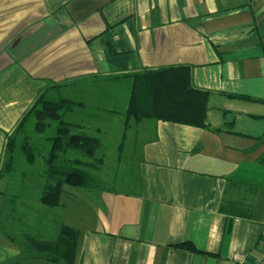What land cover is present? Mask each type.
<instances>
[{"label":"crops","instance_id":"obj_1","mask_svg":"<svg viewBox=\"0 0 264 264\" xmlns=\"http://www.w3.org/2000/svg\"><path fill=\"white\" fill-rule=\"evenodd\" d=\"M179 65L210 93L206 127L155 119L125 127L120 114L108 169L116 114L95 111L103 126L83 123L102 142L98 189L72 187L59 206L41 203V224L15 205L7 226L44 237L61 225L76 229L69 264H258L264 0H0V164L6 135L48 81ZM0 235V264H68L20 258L16 242ZM182 242L198 251L175 246Z\"/></svg>","mask_w":264,"mask_h":264},{"label":"trees","instance_id":"obj_2","mask_svg":"<svg viewBox=\"0 0 264 264\" xmlns=\"http://www.w3.org/2000/svg\"><path fill=\"white\" fill-rule=\"evenodd\" d=\"M108 82L128 86L122 112L115 110L113 96L104 90L103 84ZM209 95V91L192 84L191 68L184 65L48 81L28 111L6 135L0 180L15 170L18 155L34 164L36 156L45 152L41 155L42 168L37 174L43 180L39 200L46 207L59 206L64 186L98 189L103 164L102 156L97 153L102 149L100 138L89 133L84 125L86 122L70 121L68 116L87 110L95 118L101 115L95 111L122 114L125 127L131 120L137 123L143 119H155L204 128L207 126ZM37 136L43 138L38 140ZM43 142L47 144L45 148L40 145ZM0 232L16 242L21 251L20 258L40 257L68 264L72 261L78 238V231L67 225H61L53 238L32 232H21L16 236L1 225ZM175 246L189 252L198 251L191 242Z\"/></svg>","mask_w":264,"mask_h":264},{"label":"rangeland","instance_id":"obj_3","mask_svg":"<svg viewBox=\"0 0 264 264\" xmlns=\"http://www.w3.org/2000/svg\"><path fill=\"white\" fill-rule=\"evenodd\" d=\"M103 86L104 90L109 91L110 95L113 96L112 104L115 106V110L118 112H122L128 97V86L122 84L121 82H108L104 83ZM67 119L70 121L80 120L86 123H95L96 125L100 124V126H103V122L105 120L103 115H100V117L95 118L93 114L87 110H85L81 114H73L71 116H68ZM122 119L123 118L119 113L116 114V116H113L112 118V132H110V134L108 135L107 149L105 148V168L108 169L115 164L114 158L116 154V145L114 144V140L116 131H118L116 130V128H118ZM90 134H93V132L90 131ZM41 137L43 138V136H37L36 138H38V140H41ZM117 142L119 143L120 140H117ZM40 145H44L42 146V148H45L47 144L43 142ZM40 145L39 149H41ZM43 153L45 152H42L41 155ZM97 153L100 155V151ZM41 155L36 156L34 164L27 163L24 156L18 155L16 158L15 170L9 175H6L2 180H0V191L2 192L0 196V225L4 226L5 230H8V232H11L16 236L19 235L18 233H23V231L24 233H31L32 231L28 229H24L23 231H19L18 229L13 230L10 229L9 226H7L10 221L15 219L14 210L13 212L11 210L12 207H15V205L17 208V215L19 217L24 215L26 217L25 219L29 222L34 220V222L40 224L43 223V221H46V216H42V209L45 210V208L44 206H42L39 200L43 180L37 177V174L41 170L43 163L42 156L44 154L42 156ZM71 189L73 188L70 186H64L65 191H71ZM73 190L78 189L75 188ZM51 211L53 212V219L58 220L60 217L59 214L55 210ZM42 217H44L45 220H42Z\"/></svg>","mask_w":264,"mask_h":264},{"label":"built area","instance_id":"obj_4","mask_svg":"<svg viewBox=\"0 0 264 264\" xmlns=\"http://www.w3.org/2000/svg\"><path fill=\"white\" fill-rule=\"evenodd\" d=\"M258 264H264V254H262L261 261Z\"/></svg>","mask_w":264,"mask_h":264}]
</instances>
